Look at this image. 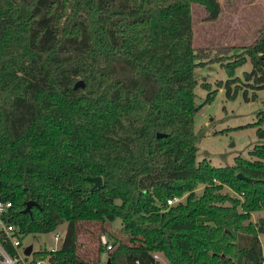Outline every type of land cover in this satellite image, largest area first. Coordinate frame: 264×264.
I'll use <instances>...</instances> for the list:
<instances>
[{
  "label": "trees",
  "instance_id": "16d2710c",
  "mask_svg": "<svg viewBox=\"0 0 264 264\" xmlns=\"http://www.w3.org/2000/svg\"><path fill=\"white\" fill-rule=\"evenodd\" d=\"M193 4L219 13L217 0H0V200L24 234L66 224L59 247L28 264H90L78 224L116 219L97 244L110 264H158L155 252L166 264H264V217L250 221L264 210V143L254 159L195 161ZM243 51L221 64L229 98L247 58L245 79L264 88V36ZM200 84L207 102L215 90ZM87 176L101 185L90 191Z\"/></svg>",
  "mask_w": 264,
  "mask_h": 264
},
{
  "label": "rangeland",
  "instance_id": "374dc122",
  "mask_svg": "<svg viewBox=\"0 0 264 264\" xmlns=\"http://www.w3.org/2000/svg\"><path fill=\"white\" fill-rule=\"evenodd\" d=\"M217 1L219 13L212 20L206 19L201 6L191 5V46L197 52V61L204 62L193 69L197 82L194 87V105L197 110L193 116L192 129L197 148L195 161L204 159L212 166H227L233 164L235 157L254 159L250 151L255 145L264 143V139L256 134L257 127L264 129V88H255L254 78L245 79L244 73L251 70L249 59L233 70L235 79L230 84V93L234 94L231 98L227 97L225 89L227 73L221 66L242 55L245 47L264 36V0ZM78 80L81 79L76 78ZM201 82L208 83V90H215L207 102L204 100L208 91L201 87ZM201 189L202 185H197L193 189L194 194L199 195ZM220 192L235 196L226 186ZM185 195L180 196L182 201ZM263 217L264 210L253 211L250 221L257 222ZM65 226V223H61L47 233L24 234L21 245H31L30 253L55 251L60 245ZM119 228L117 219L107 225L98 222L78 224L77 254L86 260L90 259V264L104 262L107 258L105 252L97 253L99 238L101 243L107 240L102 230L117 231ZM55 234L57 237L54 239ZM260 240L264 249L263 235H260ZM153 255L158 264H166L160 253L155 252ZM31 258L29 255L28 259ZM45 258L36 261H45Z\"/></svg>",
  "mask_w": 264,
  "mask_h": 264
},
{
  "label": "built area",
  "instance_id": "2783aa9c",
  "mask_svg": "<svg viewBox=\"0 0 264 264\" xmlns=\"http://www.w3.org/2000/svg\"><path fill=\"white\" fill-rule=\"evenodd\" d=\"M180 196H172L166 199V205H174L181 202ZM11 202L0 200V264H28L30 259L24 254L21 238L24 233L18 224L12 219ZM57 234L54 235V239ZM109 248V245L106 246ZM53 251V250H51ZM155 258V255H153ZM45 261H35V264H44Z\"/></svg>",
  "mask_w": 264,
  "mask_h": 264
},
{
  "label": "water",
  "instance_id": "95a60500",
  "mask_svg": "<svg viewBox=\"0 0 264 264\" xmlns=\"http://www.w3.org/2000/svg\"><path fill=\"white\" fill-rule=\"evenodd\" d=\"M82 87H83L82 81L78 80L73 84L72 88L76 89V88H82ZM162 135H163L162 133H156V137H161ZM236 177H238L239 179H242V180L252 181V179L242 175L241 173L236 174ZM86 178L88 181H90L92 183L90 186V191L96 189L97 187H99L101 185L100 176H87ZM33 205H35V203L33 201H26L24 203L23 212H28L30 207ZM30 252H31V245H28L24 248V254L29 255ZM98 264H110V260L108 258H106L104 262H99Z\"/></svg>",
  "mask_w": 264,
  "mask_h": 264
}]
</instances>
